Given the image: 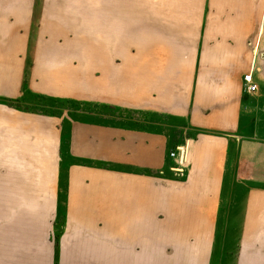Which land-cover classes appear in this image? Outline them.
<instances>
[{
    "label": "crops",
    "instance_id": "crops-1",
    "mask_svg": "<svg viewBox=\"0 0 264 264\" xmlns=\"http://www.w3.org/2000/svg\"><path fill=\"white\" fill-rule=\"evenodd\" d=\"M142 2L133 13L140 24L120 36L113 33L120 22L110 19L115 0H0L1 92L13 93L17 55L29 51L35 92L168 120L109 128L118 134L108 149L119 167L61 166V261H102L153 245L145 224L156 211L172 245L192 261L264 264V0ZM86 19L97 30L85 40L91 55L80 48ZM249 72L255 92L244 89ZM37 122L55 137L51 117ZM184 143L181 177L169 152ZM219 215L232 223L222 226ZM231 232L234 250L225 240Z\"/></svg>",
    "mask_w": 264,
    "mask_h": 264
},
{
    "label": "rangeland",
    "instance_id": "rangeland-1",
    "mask_svg": "<svg viewBox=\"0 0 264 264\" xmlns=\"http://www.w3.org/2000/svg\"><path fill=\"white\" fill-rule=\"evenodd\" d=\"M143 2L115 0L116 14L110 19L116 18L120 25L114 26L113 33L123 36L130 32L126 28L131 23L136 24V20L139 23L133 13L144 9ZM124 5H127V12L124 11L123 16L120 13ZM92 21L86 19L84 22V41L93 39L97 33L91 28ZM36 23L32 35L38 29ZM31 43H34L32 39L30 46ZM84 44L80 48L94 54L86 41ZM3 59L0 55V63ZM17 59L22 62L21 71L16 73L13 93L0 91V111L27 110L37 114H0V264H202L198 256L196 261L190 260V254L183 252L184 247L181 250L179 244L172 245L156 211H152L144 223L156 239L149 241L153 245L133 246L131 252H119L117 257H106L102 261L93 257L87 262L61 261L67 225V191L61 166L83 163L104 168L119 167L121 164L111 159L108 149V140L118 134H109V128L135 129L142 125V121L168 120L146 114H126L123 108L96 107L75 99L35 92L29 88L34 66L32 53L19 54ZM46 116L53 121L55 137L49 131L37 129L40 125L37 119ZM121 137L124 139V135ZM120 158L124 159L123 156ZM232 218L219 215V224L232 223ZM182 240L188 243L187 239ZM225 240L234 250L235 232L229 233ZM224 254V258L229 259L232 251Z\"/></svg>",
    "mask_w": 264,
    "mask_h": 264
},
{
    "label": "built area",
    "instance_id": "built-area-1",
    "mask_svg": "<svg viewBox=\"0 0 264 264\" xmlns=\"http://www.w3.org/2000/svg\"><path fill=\"white\" fill-rule=\"evenodd\" d=\"M244 81V89L247 92H255L258 90V84L252 79L251 73H247L243 76ZM170 157L176 160L177 173L179 176H184L186 173L187 166V155H188V147L186 144H180L176 146L173 150L169 152ZM185 162V163H184Z\"/></svg>",
    "mask_w": 264,
    "mask_h": 264
}]
</instances>
